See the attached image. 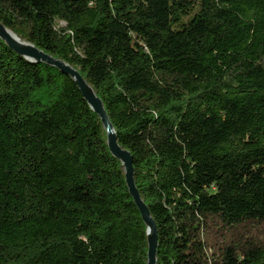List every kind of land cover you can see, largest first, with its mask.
I'll return each mask as SVG.
<instances>
[{"label":"trees","instance_id":"trees-1","mask_svg":"<svg viewBox=\"0 0 264 264\" xmlns=\"http://www.w3.org/2000/svg\"><path fill=\"white\" fill-rule=\"evenodd\" d=\"M0 23L104 103L157 264H264V0H0ZM107 140L69 75L0 38V264H147Z\"/></svg>","mask_w":264,"mask_h":264},{"label":"water","instance_id":"water-1","mask_svg":"<svg viewBox=\"0 0 264 264\" xmlns=\"http://www.w3.org/2000/svg\"><path fill=\"white\" fill-rule=\"evenodd\" d=\"M10 33H12L13 36ZM0 38L5 41L12 50L27 60L36 63H46L50 66L58 68L62 73L69 75L80 88L83 96L89 103L92 110L99 115L103 127L107 132V144L110 152L114 157L118 158L122 162L129 192L133 197L138 209L140 210L145 224L148 226L147 264H157L159 243L156 223L151 216L149 207L145 204L136 186L133 156L128 150H125L119 145L116 131L102 100L97 97L93 88L87 83V81L76 68L67 64L63 60L56 59L53 56L46 54L45 52L36 48L33 44L22 40L14 32L7 29L2 23H0Z\"/></svg>","mask_w":264,"mask_h":264},{"label":"rangeland","instance_id":"rangeland-1","mask_svg":"<svg viewBox=\"0 0 264 264\" xmlns=\"http://www.w3.org/2000/svg\"><path fill=\"white\" fill-rule=\"evenodd\" d=\"M57 27H58L59 29H63V28L66 27V24L63 23V22H58Z\"/></svg>","mask_w":264,"mask_h":264},{"label":"bare ground","instance_id":"bare-ground-1","mask_svg":"<svg viewBox=\"0 0 264 264\" xmlns=\"http://www.w3.org/2000/svg\"><path fill=\"white\" fill-rule=\"evenodd\" d=\"M12 35V33H10ZM13 36V35H12ZM23 43V42H22Z\"/></svg>","mask_w":264,"mask_h":264}]
</instances>
